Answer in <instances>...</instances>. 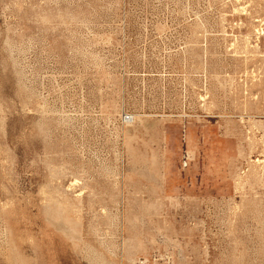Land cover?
<instances>
[{
    "label": "rangeland",
    "instance_id": "obj_1",
    "mask_svg": "<svg viewBox=\"0 0 264 264\" xmlns=\"http://www.w3.org/2000/svg\"><path fill=\"white\" fill-rule=\"evenodd\" d=\"M0 264H264V0H0Z\"/></svg>",
    "mask_w": 264,
    "mask_h": 264
}]
</instances>
